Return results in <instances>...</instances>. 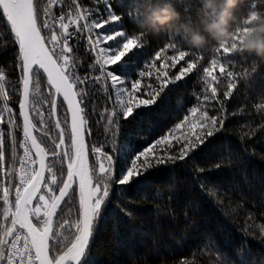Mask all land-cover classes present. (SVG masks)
<instances>
[{
  "label": "snow or ice",
  "instance_id": "6c2138e0",
  "mask_svg": "<svg viewBox=\"0 0 264 264\" xmlns=\"http://www.w3.org/2000/svg\"><path fill=\"white\" fill-rule=\"evenodd\" d=\"M101 4L103 8L99 7ZM93 5L85 6L81 0H0V16L7 27V31L0 29V51L6 49L11 35L13 43L18 45L15 66L20 76L16 83L22 85L15 88L6 71L0 68V124L6 122L4 113H7L11 142V160L6 166L4 133L0 131V264H99L91 255V247L100 222L118 219L121 212L131 218L132 213L121 207L128 200V191L145 189L149 183L145 174L149 170L192 158L208 137L224 129L227 119L244 114L239 109L229 113L225 103L232 98L241 79L230 58L236 53L243 34L251 31L249 25L256 14L264 15V3L260 0L249 3L242 18L244 27L236 29L233 42L214 46V56L208 65L200 66L202 55L187 59L191 51L181 49L171 40L155 52L154 58L146 64L147 70L138 73L131 59L126 57L147 45V34L130 35L123 30V17L116 13L111 0H93ZM136 7L134 16L129 13L134 24L143 14L139 11L142 6ZM81 39H86L85 57L94 55L88 65L92 72L84 75L78 72L82 66L78 55ZM169 50L174 54L167 55ZM157 61H160L159 68ZM167 61H171V65ZM181 61L186 66H181L174 75L162 71L176 68ZM93 72L99 74L93 75ZM154 72L159 73L155 75L158 87L148 83L145 91L143 78L153 77ZM129 73L138 78L129 80ZM193 73L202 85L201 93H193L197 106L167 134L137 150L135 140L146 139L145 131L148 134L152 131V106L165 104L170 99L169 85ZM225 76L228 83L221 98L218 86ZM128 84L130 87L126 86ZM8 85L21 97L22 124L17 123L8 103L11 99ZM44 88H47V96ZM99 94L111 101V107L105 103L103 110L99 105L93 109L99 112L106 139L104 145L90 148L86 136H91L92 131L86 127L88 120L81 105L89 96ZM60 96L61 104H67L63 121L57 117V97ZM45 103L50 109L48 118H55V137L50 134L44 118L42 106ZM38 104L41 107H37ZM142 108L148 111H140ZM209 109H214L215 114L209 115ZM254 109L264 113V97ZM122 121L130 125L139 123L146 128L129 131L121 141ZM242 127L251 128V125ZM17 129L22 131L18 145L23 149L22 155L17 152ZM261 129H264V119L245 136L251 138ZM35 133L51 140L52 147H46L45 141ZM90 153L95 157L91 164ZM221 166L223 162L213 167ZM204 170L196 167L198 172ZM113 198L115 205L110 207ZM157 198H162V194L158 193ZM254 227L264 241V224ZM238 257L239 264H252L239 252ZM189 259L195 264L194 257L181 258L179 264H187Z\"/></svg>",
  "mask_w": 264,
  "mask_h": 264
},
{
  "label": "trees",
  "instance_id": "16d2710c",
  "mask_svg": "<svg viewBox=\"0 0 264 264\" xmlns=\"http://www.w3.org/2000/svg\"><path fill=\"white\" fill-rule=\"evenodd\" d=\"M156 2L157 0H111L116 13L123 17V30L130 35L142 30L133 23L129 13L133 16L136 14L138 10L136 5L142 6L139 11L143 13L146 5ZM250 2L251 0H242L234 10V15L241 23ZM260 2L264 3V0ZM81 3L88 7L95 6L93 0H81ZM173 3L182 22L198 24L199 0H173ZM99 7L103 8V5ZM0 29L7 31L6 21L2 16ZM171 40H174L181 49L191 51L192 55L187 59H195L196 56L202 55L201 67L208 65L214 56L215 42H210L201 50H193L187 46L181 32L176 29H165L158 35L148 33L147 45L129 53L126 59H131L137 73L142 69L147 70L146 64L154 58L155 52ZM6 44V49L0 51V68L6 71L15 88H22V85L16 83L20 76V71L15 66L18 45L13 43L11 35L8 36ZM85 45L86 39H81L78 44V55L82 58V66L78 68L80 75L92 72L88 65L93 62L94 55L85 57ZM172 54L174 53L171 50L167 53ZM163 59L162 55L161 60ZM230 59L235 73L239 74L241 79L232 98L225 103L229 113L239 109L244 114L227 119L224 129L208 137L206 143L192 154V158L178 161L175 165H161L149 170L145 174L148 177V186L139 192L134 189L128 191L126 194L128 200L122 203L121 207L132 213L131 218L121 212L118 219H102L100 222L99 232L91 247V255L99 264H179L181 258L193 257L195 264L226 262L239 264L238 252L249 258L252 264H264V241L260 240L259 232L254 227L264 224V129L255 131L251 138L245 136V133H251L264 119V113H257L254 109V105L264 97V59L247 54L241 56L237 53ZM156 64L159 68L160 61ZM167 64L171 65V61H167ZM181 66H186L183 61L176 68L168 67L162 71H168L171 76L177 73ZM158 74L154 72L153 77L143 78L145 91L148 90V83L158 87L155 80V75ZM136 78L138 77L129 73V80ZM46 79L45 75L43 80L46 82ZM227 83L225 76L218 86L221 98ZM126 86L130 87V84ZM7 87L11 97L8 103L13 109L17 123L22 124V118L19 116L21 97L11 85ZM201 87L195 73L189 74L175 84H170V91H167L170 99L163 105L152 106V131L150 134L145 131L146 139L135 140L137 150L147 147L155 139L167 134L175 124L180 123L189 110L197 106L198 101L193 93H201ZM44 92L47 96V88H44ZM62 100V96L57 97V117L61 121L67 108L66 103L61 104ZM105 103L111 107V101L103 94H99L89 96L81 105L85 108L88 120L86 127L92 131L91 136H86L90 148L93 145L99 147L105 144L106 137L99 112L93 110L97 105L103 110ZM37 107L41 105L38 104ZM42 111L50 134L55 137L57 133L54 128L55 118H48L50 109L47 103L43 104ZM140 111L148 109L142 108ZM213 114L215 110L209 109V115ZM4 116L6 122L0 124V131L4 133L7 166V162L11 160V142L8 137V114L4 113ZM67 116L70 122V114ZM33 119L37 122L35 114ZM122 123L124 127L120 129L121 141H124L129 131H142L146 128L139 123L136 125H130L126 121ZM246 124H250L251 128L242 127ZM186 128L187 126L185 130ZM35 134L45 141L46 147H52L51 140L40 137L39 133ZM177 134L179 135V132ZM16 138L17 152L21 154L23 149L18 147L22 139L21 129L16 130ZM89 159L90 164L95 161L91 153ZM217 162H223V166L213 167ZM197 166L205 170L198 172ZM64 167L66 171V164ZM158 193L162 194V198H157ZM114 205L113 198L110 207ZM33 222L35 223V220ZM187 264H193V260L189 259Z\"/></svg>",
  "mask_w": 264,
  "mask_h": 264
},
{
  "label": "clouds",
  "instance_id": "9594fccd",
  "mask_svg": "<svg viewBox=\"0 0 264 264\" xmlns=\"http://www.w3.org/2000/svg\"><path fill=\"white\" fill-rule=\"evenodd\" d=\"M242 0H199L198 24L182 22L173 0H157L145 6L136 22L142 32L158 35L165 29H176L184 36L190 49L201 50L210 42L231 44L236 29L244 25L234 15ZM251 31L243 34L236 53L264 59V15L257 13L249 25Z\"/></svg>",
  "mask_w": 264,
  "mask_h": 264
},
{
  "label": "water",
  "instance_id": "95a60500",
  "mask_svg": "<svg viewBox=\"0 0 264 264\" xmlns=\"http://www.w3.org/2000/svg\"><path fill=\"white\" fill-rule=\"evenodd\" d=\"M70 114V113H69ZM70 118H71V114H70ZM86 143H87V138H86ZM90 162V159H89ZM36 167H38V165H36ZM35 202V201H34ZM34 202H33V206H34Z\"/></svg>",
  "mask_w": 264,
  "mask_h": 264
},
{
  "label": "built area",
  "instance_id": "2783aa9c",
  "mask_svg": "<svg viewBox=\"0 0 264 264\" xmlns=\"http://www.w3.org/2000/svg\"><path fill=\"white\" fill-rule=\"evenodd\" d=\"M19 155V154H18ZM19 165H18V163H17V167H18Z\"/></svg>",
  "mask_w": 264,
  "mask_h": 264
},
{
  "label": "rangeland",
  "instance_id": "374dc122",
  "mask_svg": "<svg viewBox=\"0 0 264 264\" xmlns=\"http://www.w3.org/2000/svg\"><path fill=\"white\" fill-rule=\"evenodd\" d=\"M23 153L19 154V155H22ZM18 182V181H17Z\"/></svg>",
  "mask_w": 264,
  "mask_h": 264
}]
</instances>
